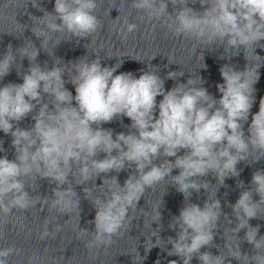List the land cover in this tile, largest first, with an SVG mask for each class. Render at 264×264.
<instances>
[{
    "label": "clouds",
    "instance_id": "clouds-1",
    "mask_svg": "<svg viewBox=\"0 0 264 264\" xmlns=\"http://www.w3.org/2000/svg\"><path fill=\"white\" fill-rule=\"evenodd\" d=\"M31 2L43 12L41 17H36L43 27L31 28L41 40L40 47L31 42L17 48L22 60L29 61L27 71L22 74L23 82L0 87V131L11 135L15 149V159L0 157V213L8 216L13 209L27 210L37 203L62 213L79 210L80 200L75 199L77 193L69 179L75 176L73 165L78 166L77 185L134 166L135 174L129 175L123 186L115 176L103 177L101 185L114 183V187L108 184L103 198H91V190L83 189L85 198L95 208L91 222L95 229L88 247L110 245L114 236L122 230L128 231L132 223L129 210L137 208L147 189L171 177V184L185 200L169 224L176 237L169 236L166 241L160 238L161 212L159 207L153 209L147 227L152 228L155 223L157 228L145 237V253L159 247L167 256L179 258L169 260L168 264H191L194 257L200 264H226V256L201 251L216 247L213 239L222 215L220 200L208 196L201 207L192 203L190 197L201 189L208 193L211 185L207 180L198 182L197 178L211 173L216 184L224 186L226 178L239 177L241 170L237 164L247 160L250 150L264 153V97L259 101V111L251 114L261 65L249 67L246 55L250 46L264 48L260 44L264 40V0H200L203 10L199 12L188 7L187 0H179L178 8L175 0H170L176 8L174 15L168 12L167 0H132L131 8L145 12L149 19H163L174 35L194 39L204 49L223 46L224 50L232 49L238 54L243 48L247 63L242 71L228 63L219 69L223 83L216 84L218 99L203 87L206 81L199 75L196 80L190 77L186 83L178 82L166 91L164 79L150 71L149 65L138 78L132 72L116 74L123 60L102 66L99 57L90 60L85 56L65 64L66 67L53 63L49 68L47 62L41 66L36 60L40 50L47 49L52 40L50 33L66 32L71 37L88 38L102 27L95 14L99 5L97 0H55L53 12H48L37 0ZM124 25L125 35L137 29L127 19ZM61 41H53L54 48ZM47 54L54 55V51ZM201 59H204L202 53ZM15 60L9 44L0 57V80L10 74ZM200 68L206 69L207 65L202 63ZM183 75L180 73L179 77ZM166 79L177 80V72H168ZM66 83L74 86L75 95L65 87ZM44 94L52 97L51 104L44 100ZM158 96L162 99L157 103ZM32 113L31 128L15 126ZM121 116L131 121L127 134L117 133L113 138L112 129L100 127ZM245 123H248L247 133ZM181 150L184 154L178 155ZM101 152L104 158L97 159ZM160 157H174V160L154 163ZM173 169L179 170L177 175H172ZM24 177L55 183L51 200L31 196ZM244 186L243 181L237 182L242 191L235 204L230 205L236 220L232 231L236 235L245 230L243 239L253 246V253L242 254L239 243L225 241L224 248L240 264H264V235H259L260 225L249 224L252 219H264L260 215L264 205V170L254 171L251 187ZM253 194L259 199L254 200ZM44 223L41 239L50 235L47 219ZM60 230L57 226V231ZM87 233L86 229L81 230V234ZM13 252L12 247L0 249V264H8ZM155 264H160V260Z\"/></svg>",
    "mask_w": 264,
    "mask_h": 264
}]
</instances>
